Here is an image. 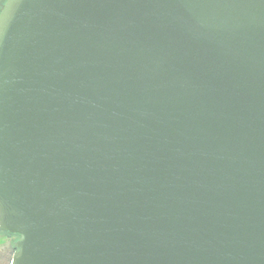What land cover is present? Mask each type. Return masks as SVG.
<instances>
[{
    "label": "water",
    "instance_id": "1",
    "mask_svg": "<svg viewBox=\"0 0 264 264\" xmlns=\"http://www.w3.org/2000/svg\"><path fill=\"white\" fill-rule=\"evenodd\" d=\"M11 264H264V0H6Z\"/></svg>",
    "mask_w": 264,
    "mask_h": 264
},
{
    "label": "rangeland",
    "instance_id": "2",
    "mask_svg": "<svg viewBox=\"0 0 264 264\" xmlns=\"http://www.w3.org/2000/svg\"><path fill=\"white\" fill-rule=\"evenodd\" d=\"M18 239L16 235L0 231V264H11L15 251L14 244Z\"/></svg>",
    "mask_w": 264,
    "mask_h": 264
},
{
    "label": "crops",
    "instance_id": "3",
    "mask_svg": "<svg viewBox=\"0 0 264 264\" xmlns=\"http://www.w3.org/2000/svg\"><path fill=\"white\" fill-rule=\"evenodd\" d=\"M6 0H0V8L2 7L3 3L5 2Z\"/></svg>",
    "mask_w": 264,
    "mask_h": 264
},
{
    "label": "trees",
    "instance_id": "4",
    "mask_svg": "<svg viewBox=\"0 0 264 264\" xmlns=\"http://www.w3.org/2000/svg\"><path fill=\"white\" fill-rule=\"evenodd\" d=\"M4 3H5V2H4ZM4 3H3V4H4ZM2 6H3V5H2ZM1 8H2V7H1ZM1 8H0V10H1Z\"/></svg>",
    "mask_w": 264,
    "mask_h": 264
}]
</instances>
